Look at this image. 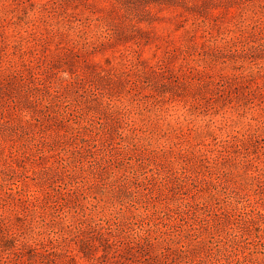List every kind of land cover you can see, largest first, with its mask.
<instances>
[{"label":"rangeland","instance_id":"obj_1","mask_svg":"<svg viewBox=\"0 0 264 264\" xmlns=\"http://www.w3.org/2000/svg\"><path fill=\"white\" fill-rule=\"evenodd\" d=\"M0 264H264V0H0Z\"/></svg>","mask_w":264,"mask_h":264}]
</instances>
